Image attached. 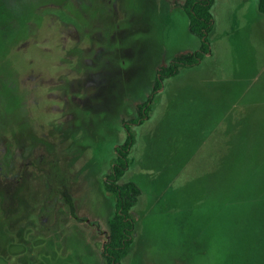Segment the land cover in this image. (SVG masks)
<instances>
[{
  "label": "rangeland",
  "instance_id": "1",
  "mask_svg": "<svg viewBox=\"0 0 264 264\" xmlns=\"http://www.w3.org/2000/svg\"><path fill=\"white\" fill-rule=\"evenodd\" d=\"M114 1L0 0V130L42 126L41 139L58 144L57 173L77 214L59 195L50 230L41 232L29 214L41 208L44 179L12 196L0 187V264H106L101 246L115 197L103 182L125 123L134 142L120 181H136L141 193L121 264H264V13L257 0H212L209 50L155 91L159 66L203 38L189 30L184 0ZM61 4L70 18H56ZM100 18L118 23L115 46L126 53L97 52L89 64ZM112 32L104 34L111 41ZM68 50L72 58L61 63ZM29 68L36 89L24 80ZM60 76L74 81L75 100L83 96L86 105L69 107L68 130L56 138L46 123L62 113L64 91L51 86ZM149 96L147 116L132 123Z\"/></svg>",
  "mask_w": 264,
  "mask_h": 264
},
{
  "label": "flooded vegetation",
  "instance_id": "2",
  "mask_svg": "<svg viewBox=\"0 0 264 264\" xmlns=\"http://www.w3.org/2000/svg\"><path fill=\"white\" fill-rule=\"evenodd\" d=\"M43 4L45 5V4H47V2H45ZM114 4H116V1L113 0V3L111 4L112 6H110V4H108V5H109V7H114ZM60 6H62L63 8L61 7L60 14L56 18H59L61 16V14H62V16L70 18V14L71 13L73 14V12L70 13L68 10H66V7L64 6V4H61ZM103 6H105V5L98 4V7L102 8L101 13L98 10L101 17L103 16V14H105ZM46 14H48V13H46ZM115 24L116 25H114L113 27H109V25H103L102 19L100 18V24H98V29L90 35L91 39H89V42H88V44L90 43V45H89V48H87V50H86V53L88 54V57H89V60H88L89 64H91L90 60L94 59V56H95V54L97 55V52H98V55L100 58L107 56V55H100V53H103V52L104 53H107V52L113 53V51H114L115 55L120 56V57L125 55L126 52H124L123 50H120L118 48L116 49V46H115V42H118V40H119V35L118 36L115 35L116 32L118 31L117 30L118 29V23H115ZM72 25L74 27L73 22H72ZM106 28H111L112 31H114V32H112L113 35H115L113 41H111L105 37L104 34L106 31ZM77 34H78V32H77ZM78 37L83 39L82 35H80V34H78ZM202 38L204 39V36ZM64 52L66 53L67 56L63 55L60 57L61 63L64 62V60L67 61V59L69 62L70 58H72V57H70V56H72V54L69 52V50L64 51ZM177 54H175V55H177ZM107 58H109V57H107ZM99 66H100V68L97 70L98 74L103 69V67H105V63L103 62ZM69 68L73 69L71 66ZM91 69H92V67H91ZM29 71L31 72L32 69L29 68L27 74H25L24 80L26 82H28L29 84H31L32 89H36L38 87L39 82H34V83L29 82L33 78L32 73H30ZM36 76L38 78V74H36ZM73 82L74 81H72V80L66 79L65 76H60V78L56 81L53 80L54 84L51 86L54 87V89L64 91L66 98L63 99V103L59 106V109L62 111L61 115L55 116L52 121H50L49 123L48 122L46 123L47 124L46 128L50 129L48 132L49 136L52 135V136H55L57 138L55 133H58V129H60L62 131L68 130V126L66 125V122H68L67 120L70 118L69 113L71 112V110L69 107L72 106V104L86 105L85 100L82 98L83 96L80 98V101L75 100V96H77V93H74L72 91L73 88L71 89V87H75V86H73ZM70 89L72 92L68 93V91H70ZM55 95L57 96L58 92L55 93ZM83 95H86L85 98H89V95H87V92L84 93ZM141 111L144 112L143 109ZM138 114H139V107H138ZM138 114L134 118L135 120H133L132 123L138 122V121L141 122L143 120V118L147 116V114H144L142 116V119H140L138 117ZM60 122H62V124H60ZM124 126H125V129L127 131V134L128 133L133 134L129 129L128 123H125ZM27 127H28V124H26L24 126L23 125H19L17 127L15 126V127H13V129H11L10 131H7V132L0 130V137H1L0 140L3 143V147L0 148L1 149V151H0V187L3 188L4 186H6L8 188V190H6L5 193L8 194L9 196H12L13 192L15 191L14 190L15 187L22 186L23 189L28 190L27 186L30 187L32 184L31 183L32 181L38 180L40 178L44 179V181L46 183V185H44L45 189H43L41 191V193L37 195V198H36V199H38V198L41 199V200L38 199V201H37V203L41 204V208L39 207V205L32 206L30 208L31 213L29 214L30 218L32 217V215H34V217H37L39 223H41V227L40 228L37 227V229L38 230L42 229L41 232H44L45 229L47 231L50 230V227L48 225H46V223L48 222V216H49L51 210L53 209L55 202L58 201L59 195L65 201V203L68 205L69 212L74 217H77V214L75 212L74 202H73V199H72L71 194H70V189L66 185V179L63 176L61 177L60 173H57V166H59V161H58V158L56 155L57 149H58V144L55 147H54V145L50 146L49 142L41 139L42 132L40 130L42 129V126L37 128L36 131H38V132L32 131V130H31L32 132H30L27 129ZM65 133L66 132H62L61 134L64 135ZM127 134H126V136H127ZM133 142H134V134H133ZM121 143L122 142L116 144L115 146H118ZM40 148H42V150H40L38 152V149H40ZM114 157H115V155L113 156V159H114ZM129 159H130V156H129ZM129 164H130V160H129ZM114 165H115V163L113 160L110 163V170L104 178V182H103L104 188H105V181L112 182V180H113V178L109 174L111 173L112 166H114ZM128 167H129V165L126 167V170L128 169ZM126 170H125V172H126ZM125 172H124V174H125ZM121 178L119 180H117L118 183L123 182V181H120ZM127 180H132V179H127ZM105 190L108 193L113 194L111 191H108L106 188H105ZM114 197H115V195H114ZM48 202L51 203V206L48 205ZM115 204H116V198H115ZM36 208H38L37 209L38 211L36 210ZM131 216L134 218L132 213H131ZM134 220H135V218H134ZM28 222L29 221H27L23 226L26 227L25 225ZM135 225H136V222H135ZM96 227H98V226H96ZM98 230H99V227H98ZM108 230H109V221H108ZM108 230L105 233V240L103 241L102 246H101L102 247L101 248V256H102V249H103L104 242L107 239ZM134 232H135V226H134V231H133V237H134ZM133 237H132V242H131L130 248L128 250V253H129L131 246H132V243H133ZM128 253H127V255H128ZM122 260H121V262H122Z\"/></svg>",
  "mask_w": 264,
  "mask_h": 264
},
{
  "label": "trees",
  "instance_id": "3",
  "mask_svg": "<svg viewBox=\"0 0 264 264\" xmlns=\"http://www.w3.org/2000/svg\"><path fill=\"white\" fill-rule=\"evenodd\" d=\"M211 4L212 0H184L182 7L187 15L189 30L199 37L204 36V39H202L199 48L178 53L167 64L159 66L154 91L161 87L165 78L177 74L182 67H190L198 63L209 50L206 35L213 24ZM257 7L261 13H264V0H257ZM151 100L152 96H149L138 104V117L140 119L144 114H147ZM142 109L144 112L141 111ZM132 144L133 134L128 133L125 140L114 147L116 151L113 159L115 165L112 166L109 174L113 180L112 182L105 181V188L111 191L116 198L115 211L109 219L107 239L102 249V256L106 264H121L120 262L127 255L132 242L135 220L131 216V208L136 204L141 188L133 180L117 182L124 175L126 167L129 165Z\"/></svg>",
  "mask_w": 264,
  "mask_h": 264
}]
</instances>
